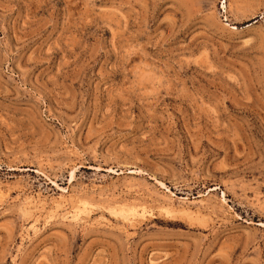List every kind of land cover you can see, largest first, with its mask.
<instances>
[{"label":"rangeland","instance_id":"1","mask_svg":"<svg viewBox=\"0 0 264 264\" xmlns=\"http://www.w3.org/2000/svg\"><path fill=\"white\" fill-rule=\"evenodd\" d=\"M0 264H264V0H0Z\"/></svg>","mask_w":264,"mask_h":264}]
</instances>
